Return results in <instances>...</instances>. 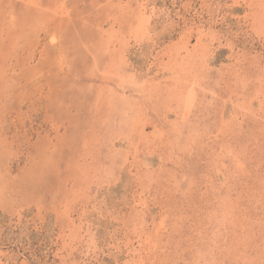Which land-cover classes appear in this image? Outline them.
Instances as JSON below:
<instances>
[{"label": "rangeland", "instance_id": "rangeland-1", "mask_svg": "<svg viewBox=\"0 0 264 264\" xmlns=\"http://www.w3.org/2000/svg\"><path fill=\"white\" fill-rule=\"evenodd\" d=\"M0 264H264V0H0Z\"/></svg>", "mask_w": 264, "mask_h": 264}]
</instances>
